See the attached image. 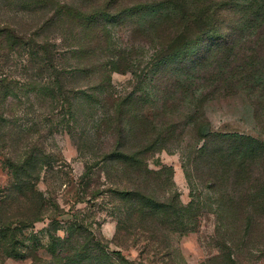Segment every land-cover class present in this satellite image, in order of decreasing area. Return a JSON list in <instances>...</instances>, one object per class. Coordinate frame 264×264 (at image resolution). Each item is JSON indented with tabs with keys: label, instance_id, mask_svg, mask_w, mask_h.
I'll list each match as a JSON object with an SVG mask.
<instances>
[{
	"label": "trees",
	"instance_id": "trees-1",
	"mask_svg": "<svg viewBox=\"0 0 264 264\" xmlns=\"http://www.w3.org/2000/svg\"><path fill=\"white\" fill-rule=\"evenodd\" d=\"M15 1L16 5L24 2L20 6L31 14H42V18L27 32L11 25L0 28V54L22 51L30 56L23 84L0 76L4 96L7 97L11 88L23 85L28 99L34 97L33 101L29 100L32 110L47 98L53 105L64 102L75 119V130L81 127L82 138L94 134L97 140L103 135L111 140L109 148L95 153L94 163L90 162L86 174L103 164L124 177L121 182L112 183L107 191L112 199L109 203L113 205L117 198L120 202L113 205L121 217L114 241L120 250L111 251L110 243L95 237L85 221H75V229L74 224L71 227V231L75 230V240H63V247L75 246V256L64 264H146V256L151 252L154 256L174 259L173 230L167 227L174 223L183 225L185 208L179 207L177 194L170 191V186L156 179L155 172L147 167V159L175 141V132L168 130L177 129L181 122L173 126L165 114L160 120L158 116H145L141 109L143 99L135 95L142 91L150 76L162 71L168 73L164 89L170 95L163 108L168 111L187 101L196 109L187 118L203 145L194 149L193 160L200 181L212 190L211 198L226 205L227 219L231 226L236 225L235 232L243 220L246 229L261 223L264 140L241 133H213L202 109L207 101L245 92L252 101L259 126L264 123V0ZM53 27L65 34L69 47L66 53L75 60L69 72L78 83L70 90L65 77L66 56L58 57L57 45L46 33ZM119 29L128 34L125 48L116 42ZM144 50H152L148 62L142 60ZM141 67L147 72L139 82V89L131 95L126 96L113 85L114 73L130 71L138 77ZM82 81L87 84L83 85ZM30 150L31 157L25 161L24 169L16 168L14 173L18 179L35 184L39 178L36 163L40 150ZM163 170L156 175L162 176ZM134 172L138 177L129 188L124 187L123 182H131ZM100 194L97 191L93 197ZM196 201L200 198L186 207L189 215L181 235L197 230L201 207H196ZM41 211L40 203L33 209L31 222L43 219L45 215ZM54 246L56 243L50 245L53 254ZM131 248L140 249L135 259L124 254V250ZM59 259L55 257L54 264ZM37 264L52 263L40 259Z\"/></svg>",
	"mask_w": 264,
	"mask_h": 264
},
{
	"label": "rangeland",
	"instance_id": "rangeland-1",
	"mask_svg": "<svg viewBox=\"0 0 264 264\" xmlns=\"http://www.w3.org/2000/svg\"><path fill=\"white\" fill-rule=\"evenodd\" d=\"M16 4L15 0H0V28L11 25L27 32L33 23L42 18V14H31L26 7L20 6L24 2ZM46 33L57 45L58 57L66 56L67 85L69 90L75 88L78 82L69 72V66H73L75 60L66 53L69 47L65 34L54 27ZM127 35L124 29L116 31L118 46L125 48L129 39ZM146 49H150V46L146 45ZM145 52L142 60L148 62L152 50ZM29 60L30 56L22 51L0 54V76L23 84L27 78L25 68ZM146 72L141 67L137 72L138 77L130 71L114 73L113 85L129 96L139 89V82ZM167 74L162 71L155 77L150 76L142 91H137L135 95L143 99L141 109H144L145 116H158L160 120L165 114L169 117L167 122L173 126L181 122L177 129L168 130L175 132V141L164 146L165 149L153 152L147 159V167L155 172L160 183L169 185L170 191L177 194L179 207L185 208L186 216L183 225L174 223L167 227L173 230L171 245L176 251V258L154 256L151 252L146 256V264H264V218L261 223L248 229L246 220H243L241 228L235 232L236 225L231 226L227 219L226 205L211 198L212 190L205 188L200 181L193 160L194 149L198 150L203 145L187 118L196 109L187 101L175 108H168V111L163 108L170 96L169 91L164 89ZM45 77H49L48 74ZM81 83L87 84L85 81ZM22 86L11 88L7 97L4 96V89H0V264H37L40 259L54 264L55 257L60 258L58 264L66 263L75 256V246L63 247V240H75V221H85L95 237L110 243L111 251L120 250L114 241L121 217H118L117 207H113L120 202L117 198L113 205L109 203L112 199L107 191L112 183H119L124 177L121 172L116 173L103 164L86 174L90 162L94 163L95 153L98 155L101 150L109 148L111 140L104 135L97 140L94 134L87 139L82 138L79 134L81 127L75 130V119L64 102L53 105L47 98L43 104H39L41 106L36 105L32 110L29 100L33 101L34 97L28 99L30 96ZM172 102L169 103L174 104ZM253 111L252 101L245 92L207 101L202 109L213 133H241L264 140V123L259 126ZM30 148L40 150L36 163L39 178L35 184L18 179L14 173L16 168L24 169L25 161L31 157ZM165 167L173 170L170 172ZM161 170L163 175L159 177L156 173ZM132 174L131 182H123L124 187L129 188L138 177L137 173ZM34 190L42 196L33 194ZM97 191L102 195L94 198L93 194ZM197 198L200 201H196V207H201L198 210L197 230L181 235L189 215L186 207ZM40 203L41 213L45 216L31 222L33 209ZM53 243L57 245L54 246L55 254L50 249ZM139 253V248L124 250L130 259H135ZM215 257L217 259L211 263L210 260Z\"/></svg>",
	"mask_w": 264,
	"mask_h": 264
}]
</instances>
